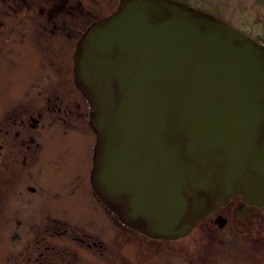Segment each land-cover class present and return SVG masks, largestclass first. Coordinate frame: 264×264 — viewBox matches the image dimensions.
Returning a JSON list of instances; mask_svg holds the SVG:
<instances>
[{
  "label": "water",
  "instance_id": "1",
  "mask_svg": "<svg viewBox=\"0 0 264 264\" xmlns=\"http://www.w3.org/2000/svg\"><path fill=\"white\" fill-rule=\"evenodd\" d=\"M73 61L91 189L123 226L173 241L237 197L264 208L261 45L173 0H120Z\"/></svg>",
  "mask_w": 264,
  "mask_h": 264
},
{
  "label": "rangeland",
  "instance_id": "2",
  "mask_svg": "<svg viewBox=\"0 0 264 264\" xmlns=\"http://www.w3.org/2000/svg\"><path fill=\"white\" fill-rule=\"evenodd\" d=\"M179 1L197 5L220 21L239 27L247 37L261 38L264 43V0ZM119 2L0 0V130L7 128L9 110L29 100L31 88L37 83L42 88L48 86L51 75L46 74L51 72L55 76L50 84L59 88L61 79L74 65L80 36L88 25L114 12ZM66 134L50 131L45 136L44 152L38 163H31L29 168L31 176H26V167L21 164H16L14 173L8 172V180L4 181L1 176L5 174L0 172V264H26L27 255L34 253V228L46 225L49 214L55 212L70 219L82 232L99 236L105 242L106 252L116 255L112 264L140 263L144 257L139 255L148 251L145 241H139L133 231L117 226L115 217L90 189L96 136L86 132ZM16 147L19 153L18 143ZM31 177L33 181L28 180ZM28 186L34 187L35 192ZM242 218L249 240V249L243 256L253 258L264 247V209L247 210ZM15 234L21 239L18 244L14 242ZM77 249L81 246L73 243V250ZM79 252L91 263L101 264L89 251ZM167 262L164 254H152L143 264Z\"/></svg>",
  "mask_w": 264,
  "mask_h": 264
},
{
  "label": "flooded vegetation",
  "instance_id": "3",
  "mask_svg": "<svg viewBox=\"0 0 264 264\" xmlns=\"http://www.w3.org/2000/svg\"><path fill=\"white\" fill-rule=\"evenodd\" d=\"M175 1L203 13L206 12L219 20L217 16L197 5ZM221 22L242 32L230 22L224 20ZM242 33L245 35L244 32ZM254 41L262 43L261 38H256ZM73 67L74 65L70 67V74L66 73L61 82L59 81L58 89L55 86L52 88L54 84H50L54 76L50 72L45 75H51L48 86L42 88L37 83L35 88H31L28 96L30 98L26 103L9 110L7 128L0 130V168H2L0 172L5 174L1 176L4 181L8 180L5 177L9 171L14 173L16 164L26 167V176H31L29 170L31 163L33 166L40 160L45 149V136L50 131H62L64 135L65 133L82 135L85 132L94 135L89 125V103L75 86ZM71 88L73 90L69 92ZM15 141L20 149L19 153ZM28 180L33 181L32 177ZM29 190L35 192L34 187H29ZM250 209L256 208L248 207L240 198H235L224 208L199 222L183 239L173 241L148 239L142 234L126 229L119 220H115L117 226L121 225L126 230L133 231L138 234L139 241H145V249L148 251L139 255L144 258L136 264H143L152 254L158 256L164 254L165 260L168 261L166 264H264V247L253 258L250 255L243 256L245 250L249 249H247L249 240L246 234L248 227H245L246 224L243 225L245 218H242V215ZM219 216L224 219L218 220ZM48 217L46 225L34 228L36 234L33 238L34 253L27 255L26 264H95L87 260L85 254L83 255L79 250L89 251L101 264L106 262L112 264L111 260H115L116 255L111 256L106 252L105 242L99 236L82 232L80 227L72 225L70 219L60 216L57 212L54 215L49 214ZM72 242L79 244L81 249L73 250ZM257 245L259 246L260 243L258 242ZM138 254L134 255L138 256Z\"/></svg>",
  "mask_w": 264,
  "mask_h": 264
},
{
  "label": "trees",
  "instance_id": "4",
  "mask_svg": "<svg viewBox=\"0 0 264 264\" xmlns=\"http://www.w3.org/2000/svg\"><path fill=\"white\" fill-rule=\"evenodd\" d=\"M55 1H58V3H60V2H63V3H64L65 0H55ZM58 8H59V7H58ZM60 8H61V7H60ZM88 26H89V25H88ZM86 30H87V29H86ZM86 30H85V31H86ZM85 31H84V32H85Z\"/></svg>",
  "mask_w": 264,
  "mask_h": 264
}]
</instances>
